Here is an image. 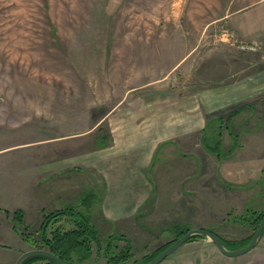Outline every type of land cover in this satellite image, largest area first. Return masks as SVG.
<instances>
[{"label":"crops","instance_id":"crops-1","mask_svg":"<svg viewBox=\"0 0 264 264\" xmlns=\"http://www.w3.org/2000/svg\"><path fill=\"white\" fill-rule=\"evenodd\" d=\"M255 5L227 15L237 43L222 39L215 47L217 68L208 79L217 86L173 90L169 73L185 66L190 51L186 48L174 63L153 51L152 77L138 72V82L132 77L135 83L109 95L116 100L83 134L54 136L51 159L31 158L35 165L26 169L35 183L24 192L26 200L0 208V264H14L34 248L14 227L16 210L23 211L24 226L36 234L45 213L77 201L86 191L98 195L93 209L99 216L93 212V221L99 238L123 234L133 244L142 224H151L156 239L171 227L188 226L194 192L227 194L223 202L214 199L216 208L205 207L209 202L200 198L201 219L207 208H235L241 193L246 194L243 208H264V201L259 204L264 200V25L250 17ZM210 124L214 150L203 142ZM189 184H197V190ZM257 246L252 257H230L228 264H264V240Z\"/></svg>","mask_w":264,"mask_h":264},{"label":"rangeland","instance_id":"rangeland-1","mask_svg":"<svg viewBox=\"0 0 264 264\" xmlns=\"http://www.w3.org/2000/svg\"><path fill=\"white\" fill-rule=\"evenodd\" d=\"M258 1L0 0V208L24 202V192L35 183L26 166L35 165L31 158L53 157L54 136L83 134L84 128L116 100L109 95L135 83L134 79L138 82V72L152 77L153 51L169 63L184 55L186 48L190 51L185 66L169 73L173 90L188 92L205 87L203 91H208L217 86L208 79L217 68L215 47L223 43L222 39L237 43L227 15ZM249 11L257 26L264 25V2ZM213 126L210 124L204 134L206 148L215 144ZM196 185L188 187L197 190ZM245 196L237 194L235 208L208 210L216 208L214 199L221 197L223 202L227 194H190L188 226H204L225 240L246 243L255 229L237 218L248 214L246 206L242 207ZM202 197L209 202L205 203L204 219L197 211ZM69 205L78 207L77 201H71L54 210ZM56 223L72 226L64 218ZM150 225L137 228L136 241L131 242L132 256L125 264L146 263V256L175 239L173 227L156 239ZM34 229L37 232L39 227ZM211 243L207 237H196L160 264H228L232 258ZM123 244L119 242L120 247ZM258 250L256 246L241 257H252ZM93 252L78 264H108L103 254L97 255L96 247ZM35 264L49 263L40 260Z\"/></svg>","mask_w":264,"mask_h":264},{"label":"trees","instance_id":"trees-1","mask_svg":"<svg viewBox=\"0 0 264 264\" xmlns=\"http://www.w3.org/2000/svg\"><path fill=\"white\" fill-rule=\"evenodd\" d=\"M214 150V146H210ZM96 191H86L77 200L78 207L69 205L62 209H53L44 214L42 223L36 234L29 231L24 226V213L18 209L13 213L14 227L23 234L25 239L36 248H46L57 255L64 264H78L86 261L93 255V248L96 247L97 255L103 254L107 259L108 264H125L132 256L131 241L125 235L115 234L109 235L105 239H100L97 227L93 221V205L97 200ZM250 213V215L248 214ZM245 216L237 218L245 220L253 229H257L258 225L264 218V211L255 212L254 209L247 208ZM247 216V217H246ZM250 216V217H249ZM62 218L67 219L72 223V226L66 228L56 222ZM177 227V228H176ZM191 227L189 226H174L175 239L161 246L153 255L145 257L144 262L151 261L163 250L170 246L178 237L182 236ZM209 229V228H208ZM222 240L223 244L229 249L240 248L248 244L252 236L247 239L246 243L242 240H225L216 231ZM201 235H194L188 241L193 240ZM123 241V246H119V242ZM40 260H46L49 264H57L52 259L44 256H33L27 258L22 264H35Z\"/></svg>","mask_w":264,"mask_h":264},{"label":"water","instance_id":"water-1","mask_svg":"<svg viewBox=\"0 0 264 264\" xmlns=\"http://www.w3.org/2000/svg\"><path fill=\"white\" fill-rule=\"evenodd\" d=\"M263 233H264V218L258 225L251 241L248 244L240 248L229 249L223 244L221 238L213 231L203 227H193L190 228L187 232H185L182 236L178 237L170 246H168L165 250H163L154 259H152L149 262L140 263V264H160L164 259L169 257L174 251H176L180 246L185 244L194 235H201L207 237L212 243L215 244V246L219 249V251L225 254L226 256L238 257L249 252L254 247H256ZM33 256H44L49 259H52L57 264H64L62 260L50 250L46 248H36V247L22 252L14 264H22L24 260Z\"/></svg>","mask_w":264,"mask_h":264}]
</instances>
